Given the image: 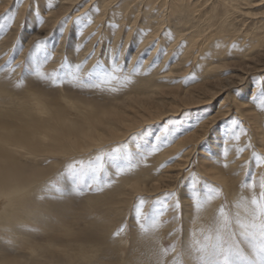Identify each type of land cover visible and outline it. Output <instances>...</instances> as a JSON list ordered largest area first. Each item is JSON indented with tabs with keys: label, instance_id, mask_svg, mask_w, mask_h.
Returning <instances> with one entry per match:
<instances>
[{
	"label": "bare ground",
	"instance_id": "bare-ground-1",
	"mask_svg": "<svg viewBox=\"0 0 264 264\" xmlns=\"http://www.w3.org/2000/svg\"><path fill=\"white\" fill-rule=\"evenodd\" d=\"M210 1L51 0L49 10V0H0V53L14 49L18 56L13 61H24L33 69L24 77L25 86L12 83L4 70L0 72V98L5 94L14 96L10 102L0 101V226H7L8 234L17 229L14 220L46 228L51 226L46 211L63 216L72 204L77 205V194L71 191L75 186L70 184L66 168L56 167L57 162L37 161L40 157L67 156L71 165L107 154L104 174L111 175L113 182L103 189L115 191L102 196L103 204L93 201L99 211L105 210L112 198L118 205L115 207L129 208L140 198L166 200L163 195L184 183L181 197L185 216L190 219L194 209L185 175L197 167L210 181L225 188L237 212H247L234 202L241 195L249 199L252 191L238 188L231 174L248 161L250 170L261 173L262 166H258L254 155L249 160V155L255 151L264 156V111L259 101L252 99L264 89V0ZM249 8L262 12L244 11ZM81 13L90 16L92 23H77ZM13 15L15 19L9 26L7 17ZM238 15L251 21L254 29L235 33L231 22ZM41 41L43 48L36 50L35 45ZM113 56L124 69L120 78L130 76L131 83L113 82L101 91L81 89L75 83L64 82L65 77L61 86L52 89L51 80H46V68L64 76L79 65V75L83 77L95 72L97 66L107 68ZM4 57L7 59L8 54ZM45 57H49L46 63ZM125 59L126 63L122 62ZM138 63H142L140 74L132 76ZM37 69L44 79L37 77ZM109 88L114 91H107ZM219 97L225 98L213 109L212 103ZM92 98L110 103L92 108L87 118L81 117L78 108L86 109V105L95 103L89 101ZM68 100L78 104L70 108L66 106ZM19 109L15 119L29 115V123L9 121L10 116L1 118ZM234 119L247 130V135L237 130L238 141L230 140ZM45 139L50 142L49 148H43ZM249 141L252 148L248 147ZM129 146L135 162L148 158L140 162L137 170L116 176L114 150L121 149L116 162L123 165ZM225 147L229 151L222 162L228 164L227 168L218 166ZM163 156L170 158V164L162 167ZM156 159L162 169L157 168ZM246 169L247 166L242 171ZM101 174H97L98 179L104 175ZM53 175L66 185L61 200L51 196L59 195L50 185ZM87 180L93 181L91 173ZM43 193L49 195L45 200L39 196ZM211 202L199 213L214 211L216 201ZM157 208L153 209L156 214ZM144 209L146 213L149 205ZM79 210L82 212L81 204ZM79 213L72 222L64 219V224L52 233L19 231L13 239L22 241V246L28 244L20 250L19 257H11L17 253V246L6 252L7 246L4 251L0 245V264H77L88 251L113 253L118 245L106 244L98 230L102 224L93 217L85 219L81 213L80 217ZM84 219L86 223L82 224ZM154 230L142 233L136 229L120 244L121 251L130 244L128 264L130 258L132 264H157L160 246L156 245L158 234ZM187 237L185 242L189 241Z\"/></svg>",
	"mask_w": 264,
	"mask_h": 264
},
{
	"label": "rangeland",
	"instance_id": "rangeland-1",
	"mask_svg": "<svg viewBox=\"0 0 264 264\" xmlns=\"http://www.w3.org/2000/svg\"><path fill=\"white\" fill-rule=\"evenodd\" d=\"M215 1L216 0H211L210 3L211 2L214 3ZM252 6L254 7V5H252ZM244 7H246V6H244ZM244 11L245 12L251 11L253 14H259V13L262 12V10L257 9V8H253V9H250V10H244ZM234 18L235 19H232L231 23H232V27H233L232 30L235 31V33H237L238 31L241 30L240 34H242V31H244V30H247V29L248 30H252V29H254V25L252 24L251 21L245 20L239 15L238 16H234ZM262 27H264V25ZM240 42L241 41H239V44H240ZM120 46H121L120 48H122V45H120ZM240 52L241 53L243 52L242 47L240 49ZM3 54H8V58L5 59L6 57H4V59H2ZM17 56H18V54H17ZM17 56H16V54L14 52V49L11 52H8L7 50H5L4 53L1 52L0 53V60H2V61L0 62V72H1V70H4V72H5L4 74H6V75H8L10 77V81L12 83H14V84L18 83L21 86H25L26 85L25 84L26 81H25L24 77H25V75L32 74L33 69L28 67L26 62H24V61L15 63L13 60H15L17 58ZM122 62L126 63V59H125V61L122 60ZM9 66H11L13 69H16V70L14 72L5 70ZM44 73L46 75L45 77L47 78L46 80H48V79L51 80L52 84H50V86H51L50 88H52V89L59 87V86H55L57 83L58 84H62V82H63L62 77L67 78V81H64V82H70L66 72L64 73V76H61L59 72L56 73V74H53L51 72V70H48L46 68ZM87 77L88 76L84 75L82 78H87ZM227 77H229V75H227ZM70 83H72V85H75V84H73L74 82H70ZM3 94H5V93H3ZM249 95H250V92H249ZM223 96H225V95H223ZM223 98H225V97L217 98L212 103L213 104L212 108L213 109L216 108L218 102L221 99H223ZM13 99H14L13 94L12 95L5 94V95H3L0 98V101L10 102ZM92 99H94V100H89V101L95 102V103L86 105V109L83 108V107H79L78 108L79 111H80L81 117L87 118L89 116V111L92 108H95L96 106L108 105V103H110L106 99H100V98H92ZM76 104H78V103L77 102H73L72 100H68V104L66 106L71 108V107H73ZM18 111H19L18 113H10V112H8V114L1 115L2 116L1 118L3 119V118H6V117L10 116V119H8L9 121H16L17 123L18 122L19 123H24V122H28L29 123V119L31 117L29 115H23V118L21 120L20 119H18V120L15 119L16 115H19L20 109ZM245 132L247 133V130H245ZM49 147H50V142L47 139H45L43 148H49ZM44 151H46V150H44ZM254 152L255 151H252L250 153L249 160L251 159V157H252ZM129 155L132 157L133 161L135 162V158L133 156V153L131 151V147L130 146L127 148V153L124 156L127 157ZM65 157H67V156H58L55 159L54 158H41L40 157V158H37V161L45 163V164H47V163H56L57 162V166L56 167H58V166L65 167L67 172H68L67 175L69 177L70 184L72 186L73 185L75 186L76 183L79 181L80 176H79V174L77 172H69L70 164L67 163V160H66ZM147 158H148V156H145L139 162H141L143 160H146ZM81 161L86 163L85 160H81ZM157 161H158V159H156V165H157V168H159V169L160 168L162 169V167L165 166V164L166 165L170 164L169 163L170 162V158H166V156H163L162 159H161V161H163L162 167H161V165H159L157 163ZM79 162L78 163H72L71 165L75 164L76 167L79 168ZM249 162L250 161L245 163L243 166L238 167L237 169H235L234 172H232L231 175L235 179V181L237 182V187L238 188H241V185L244 184V183H249L250 184L253 179H255V181H256V188L253 189V188L249 187L248 189L250 191H252V195H251L252 197L250 196V198L246 200V198L248 196L241 195L234 202L236 204V206L238 204L243 206V202H245V201L246 202H248V201L251 202V199L253 197H256L258 199L260 198V191L261 190H260L259 185H260L261 181L264 180V166L261 167V171H260L261 173H259V172L258 173H254V171L250 170V168H249L250 166H248ZM65 165H67V166H65ZM139 165H140V163H139ZM245 165L247 166V169L245 171H242V168L245 167ZM138 167L133 169L132 171L137 170ZM237 170H240V171H237ZM61 171L63 172V169ZM236 172L239 175H237ZM74 173H75V175H74ZM102 174H104V172H102ZM185 177H186L187 181L189 182V184L191 186V188H190L191 197L189 199L192 200V208L194 209V212L191 215L190 219H189V217L185 216V214H186V212L184 211L185 210V205H184V203L182 201V197H181L182 196L181 188H183L185 186L184 183L180 184L181 188L175 189L172 192H167L165 195L162 196V197H164L166 199L167 194L168 193H172L173 194V198H172L173 200L172 199H166L167 200L166 201V200H163L162 198L161 199L159 198L160 200H154V198H150V197L149 198H144V200L146 202L145 206L149 205V209L146 212V214L153 215V216L156 215V212H153L154 211L153 209L158 207L157 208L158 209L157 213H160V215H161V226L154 230L155 233L158 234V236H157L158 238L156 237V240H157L156 241L157 242L156 245H157V247L160 246V247H158L160 255L157 256V259H156V263L157 264H173V261L176 259V255H179V253L181 251V248L183 247L185 239H186L187 236L189 237V241H190L192 232H195L197 234L196 237H195L196 239H199V240L203 241L204 236L210 234L209 233V229L213 225L214 221L218 218L221 208H224L225 211H227L229 213V217L230 218H233L234 214L237 213L236 209L233 207L234 205L231 204V202L229 201V198L227 196L225 188L219 186L218 184L216 185L215 183L210 181L206 176H204L200 172V170L197 169V167L196 168L195 167L191 168L187 172ZM193 178H195V181L193 180ZM108 179L113 180L111 175L104 174V175H102V177H100L99 180L103 181V180H108ZM205 181L208 182V184L214 185L217 188L222 190L221 194L214 200V201H216L214 211H212L210 209L207 212L208 216H206L207 214L199 213L201 210H205L206 209L205 206L207 204L204 205V207L199 212H197L196 208H195V200L192 198L193 192H196V193L200 194L201 197H203L204 195L207 194V185L203 183ZM92 183H93V181H91V183H90L87 180V176L84 177V184L81 185V192H80V194H77V196H76V199H78L77 203H76L77 205L72 204L69 208H67L68 210H67V212H65L66 215H63L64 217L61 216V215L53 214V213H50V212L46 211V213L50 217L49 220L47 221L48 223L51 224L50 227L46 226V228H45L44 225L42 226L39 223H38L39 225L38 224L37 225H33V224H28V223L24 224V223H20V221H15L14 220V224L17 226V229L15 231H11L12 234H8V232L5 231V229H8V227L2 224V226H0V238H2V240H3V242H0V245L2 246L1 250L5 251L4 248L7 246L6 252H9L10 250L14 249L15 246H17V248H16L17 253H15L16 255L12 254L11 257H13V256L19 257L20 252L24 250L23 248H25V246L28 243H25L22 246V241L14 240L13 239V235L17 234L19 231L24 232V233H31V234H34V233H37V234L52 233V232L56 231L58 229V227H60L62 224H64V221H65L64 219L68 220V222L69 221L72 222L73 219L75 217H77L78 213L80 212L85 219L93 217L94 219H96L97 223L99 222V224H102V229L98 228V230H99L101 236L103 235L105 237L106 244L116 242L117 245H118V248H117V246H115L114 249L112 250L113 253H111V254H108V253L106 254L104 252L96 253V252H93V251H88L86 257L80 259V261L77 262V264H128L127 263L128 262L127 261V257H128V252H129V249H130V244L127 247H125L123 249V251H121L123 247L120 244L121 243L123 244L125 242L124 239L128 235L129 236L134 235L133 232L136 229L140 230L138 224L136 223V216H135V211H134V209L137 206V204L133 205L134 207L132 206L131 208H129L128 205H121L119 207H115V206H118V205L113 202L114 199L112 198V200L107 201L106 209L103 210V211H99V209H97V207H96L97 201L99 202V204H103L104 201L102 199V196L103 195H107V196L110 195L112 192L115 191V189H106V190L103 189L102 191H98L97 190L98 186L96 184H93V186L91 188H89L87 186V185L92 184ZM194 183L196 184L195 188H194ZM50 185L53 188L61 187V188H63L64 192L67 191V189L64 187L66 185L65 184H61V181H60L58 175L51 176ZM125 193H128L127 192V188L125 190ZM39 196L40 197L41 196L47 197L49 195L47 193H43V194H40ZM51 196H53L52 197L53 200H61V199L64 198V197H60L59 195H56V194H52ZM43 200H45V199H43ZM43 200H41L39 202H43ZM93 201H96V204H93ZM119 201L120 200H117V202H119ZM156 201H157V204H156ZM177 202H179V204H180V208L179 209H175L173 207ZM80 204L82 206V212L79 210ZM208 204L211 206L212 202H209ZM187 208H189V207H187ZM252 208H253V206L250 203L248 209H252ZM111 211L114 212L112 216H110V212ZM68 212H69L70 216H69ZM75 212H77V213H75ZM123 212L125 213V215L121 214ZM46 213L42 212L41 214L44 217H46L47 216ZM80 213H79V216L81 217L82 215H80ZM239 214H240V218L242 220H251L252 219V217L249 215L248 211L246 213H239ZM104 215H105V217H104ZM107 216H109V217H107ZM173 218H175L174 222H173ZM85 219L83 220L82 224L86 223ZM50 220H52V221H50ZM21 225H23L24 227L22 228ZM86 225L90 226V224H86ZM122 228H124L125 231L121 232V234L119 236H117L116 233ZM50 229H51V231H50ZM140 232H141V230H140ZM59 233H60V231H59ZM175 233H180V235H175ZM36 236H38V235H36ZM14 237H17V236H14ZM33 239H38V240L35 241L37 243H41V242L43 243V241H40L39 238H33ZM177 242H179L181 247L177 249V253L175 255L172 254L171 252H169L167 254V256L161 255V249L162 248H168L170 245H172L174 243H177ZM91 253H93V254H91ZM34 257L36 258L37 256H34ZM135 262H139V261H135ZM129 264H132L131 258L129 259Z\"/></svg>",
	"mask_w": 264,
	"mask_h": 264
},
{
	"label": "snow or ice",
	"instance_id": "snow-or-ice-1",
	"mask_svg": "<svg viewBox=\"0 0 264 264\" xmlns=\"http://www.w3.org/2000/svg\"><path fill=\"white\" fill-rule=\"evenodd\" d=\"M52 7L51 0H49L47 8L50 10ZM79 11V9L77 10ZM98 11V8H97ZM15 16H8L7 21L8 25L11 26V23L14 21ZM82 20H85L87 24L92 23V19L85 13L76 17V22L80 23ZM67 23V20L64 22ZM36 50H41L43 48V42H38L35 45ZM122 51V48H121ZM49 57L44 58L46 63ZM42 66V65H41ZM142 63H138L131 73L132 76L140 74V69ZM7 71H15L11 66H9ZM124 69L119 66L118 58L116 56L112 57L111 64L105 68L102 66H97L96 71L89 73L87 78H82L79 75L80 66L76 65L74 70L68 72V79L70 82H74L81 89H97L103 91L104 85H110L113 82H119L121 84L131 83L130 76H124L122 79L119 76V73L123 72ZM36 75L38 78L44 79L42 72L37 69ZM51 82V81H50ZM264 83V82H262ZM55 86H61L56 84ZM107 91H114V89H107ZM254 101L258 100L261 111H264V89H261L257 95L252 98ZM208 117L205 116L204 119ZM203 120L200 121L202 123ZM198 127V124L196 125ZM194 130V129H193ZM237 130L244 135L247 133L240 126L238 120H232L230 126V140L238 141L240 135L237 134ZM164 133H168V128H164ZM159 139V138H158ZM248 147L252 148V144L249 141ZM121 149L117 148L114 150L112 159L114 161L113 167L115 170V175L120 176L126 172H131L133 169L139 166L140 162H134L132 157L129 155L125 157V163L121 165L116 162L119 160V153ZM152 151H155L153 149ZM228 148L225 147L221 153V162L218 163V166L227 168L228 164L223 163V160H226L228 156ZM237 151H243V149H238ZM107 154L97 155L94 159H90L87 163L83 161L79 162V168L75 164L69 166V172H77L80 176L79 181L76 183L75 187L71 189L72 192L80 194L81 185L84 184V177L89 173L93 176V183L87 185L89 188L93 184L99 185L97 188L98 191L103 190V186L107 185L108 187L112 186V180L108 179L101 182L98 179V173L106 172L107 166L105 164V157ZM254 158L258 166H264V156H261L257 153H253ZM246 167V165H245ZM195 181V178H193ZM207 185V194L201 197L200 194L193 192L192 198L195 200L196 211L199 212L204 205L215 200L220 194L221 189L217 188L214 185L208 184V182H203ZM196 184L194 183V188ZM55 187V186H54ZM256 188V181L253 179L251 183H244L241 185V188ZM260 198L253 197L251 199L252 209H248L247 202H243L245 210L249 212V215L252 217L251 220H242L240 218L239 212L234 214L233 218L229 217V213L225 211L224 208H221L218 218L214 221L213 225L209 229L208 235L204 236L203 241L196 239V233H191V239L188 242H185L179 255H176V259L173 261V264H264V180L261 181L260 185ZM56 192L60 197L64 196V190L61 187H56ZM45 196L40 197V199H45ZM173 194L168 193L166 199H172ZM145 200L140 198L137 206L135 207V216L136 223L139 226V229L142 233L149 232L150 229H157L161 226V215L157 213L156 215H148L144 211ZM175 209L180 208L179 202L174 206ZM241 207V205H237ZM175 218H173V222ZM23 228L24 226L21 225ZM5 231H10L5 229ZM125 231L124 228L120 229L116 235L119 236L121 232ZM175 235H180V233H175ZM0 242H3L0 238ZM179 242L170 245L168 248L161 249V255L167 256L169 252L172 254L177 253V249L180 248Z\"/></svg>",
	"mask_w": 264,
	"mask_h": 264
}]
</instances>
